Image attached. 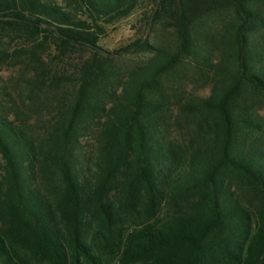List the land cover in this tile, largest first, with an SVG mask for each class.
Listing matches in <instances>:
<instances>
[{"label":"trees","instance_id":"1","mask_svg":"<svg viewBox=\"0 0 264 264\" xmlns=\"http://www.w3.org/2000/svg\"><path fill=\"white\" fill-rule=\"evenodd\" d=\"M142 1L0 0V27L43 39L27 83L35 110L42 101L51 107L34 130L0 99V223L8 226L0 227V264H108L110 255L118 264L263 263L264 152L249 140L264 121L244 96L264 93V45L253 39L264 15L253 0H233L218 39L202 44L193 28L205 0H159L176 44L122 77L100 54L101 23ZM50 41L59 63L77 51L93 57L64 82L39 54ZM212 43L224 49L222 61L204 65L215 70L211 95L178 107L197 125L187 146L167 137L174 105L166 79ZM89 135L95 145L86 152ZM243 187L260 198L255 226Z\"/></svg>","mask_w":264,"mask_h":264},{"label":"rangeland","instance_id":"2","mask_svg":"<svg viewBox=\"0 0 264 264\" xmlns=\"http://www.w3.org/2000/svg\"><path fill=\"white\" fill-rule=\"evenodd\" d=\"M58 1L63 4L65 2V0ZM207 1L212 2L207 3ZM159 2V0H143L128 16L101 23L104 33L99 42L100 54L104 58L113 60L115 72L120 73L122 77H126L129 72L147 63L157 53L158 48L174 47L176 44L178 37L176 25L168 13H165L166 10L159 11ZM174 2H178V0H169V4ZM205 3L201 9V18L197 19L196 26L193 28V34L200 39L202 44L206 38L215 37L218 39L225 24L235 14L233 0H214V2L205 0ZM252 5L264 15V0H253ZM156 13L161 14V18L154 20L153 17ZM253 39L259 40L264 45V31L254 34ZM42 40L39 38L35 42L15 29L0 27V54H7L4 60H0V99L13 118L26 119L30 128L32 127L34 130L45 126V121L48 119L47 112L51 108L46 101H39L41 107L39 108L40 112H37L36 105L31 100L28 91L27 82L31 79L28 64L34 57L31 51ZM139 41H143L148 47L142 50L138 49ZM223 49L216 43L198 48L200 54L197 59L199 62L193 59L185 60L175 73L166 79L165 86L172 96L171 103L174 105L173 115L168 125L167 137L170 140L181 142L187 146L191 145L197 125L188 116H181L178 107L180 104L185 105L211 95L215 70L211 67L210 70H207L208 73H205L204 65L208 60H212L214 66L222 61ZM39 54L48 64L46 69L50 66L52 75H60L65 78L64 82H66V78H72L77 69L93 57L90 51H77L67 54L59 63L57 58L60 57V54L52 41L41 49ZM244 100L252 104L255 112L264 121V93H257L253 90L246 91ZM249 144L251 145L250 149L254 147L264 152V133L251 135ZM83 145L86 147L85 151L89 152L95 145L93 135L83 139ZM2 166L3 161L0 156V179L3 173ZM239 195L241 203L250 210L252 224L255 226L258 223L259 196L248 187H243V192ZM167 202L169 201L165 200L161 216H164L167 209L170 208L167 207ZM171 205L172 208L176 206L172 203ZM0 227L3 230L8 228L2 223H0ZM117 257L118 255L107 256V263L118 264ZM262 258L263 263L261 264H264V254Z\"/></svg>","mask_w":264,"mask_h":264}]
</instances>
